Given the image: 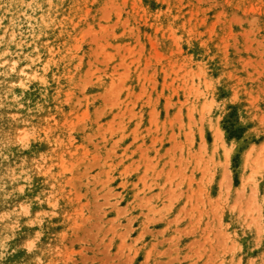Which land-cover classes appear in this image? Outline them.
Returning a JSON list of instances; mask_svg holds the SVG:
<instances>
[{
  "label": "rangeland",
  "instance_id": "obj_1",
  "mask_svg": "<svg viewBox=\"0 0 264 264\" xmlns=\"http://www.w3.org/2000/svg\"><path fill=\"white\" fill-rule=\"evenodd\" d=\"M0 264H264V0H0Z\"/></svg>",
  "mask_w": 264,
  "mask_h": 264
}]
</instances>
